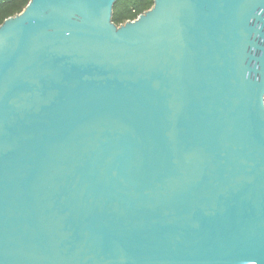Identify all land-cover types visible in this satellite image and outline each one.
<instances>
[{"label":"water","instance_id":"95a60500","mask_svg":"<svg viewBox=\"0 0 264 264\" xmlns=\"http://www.w3.org/2000/svg\"><path fill=\"white\" fill-rule=\"evenodd\" d=\"M117 1L0 25V264H264V0Z\"/></svg>","mask_w":264,"mask_h":264},{"label":"trees","instance_id":"16d2710c","mask_svg":"<svg viewBox=\"0 0 264 264\" xmlns=\"http://www.w3.org/2000/svg\"><path fill=\"white\" fill-rule=\"evenodd\" d=\"M29 0H0V25L15 14L20 13ZM153 0H118L113 8L112 20L119 25L128 20L136 19L140 14L150 9Z\"/></svg>","mask_w":264,"mask_h":264}]
</instances>
